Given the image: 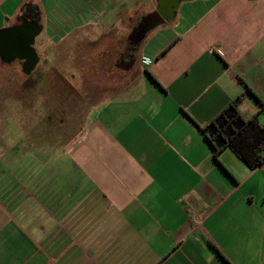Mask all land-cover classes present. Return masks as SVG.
<instances>
[{"label":"crops","instance_id":"crops-1","mask_svg":"<svg viewBox=\"0 0 264 264\" xmlns=\"http://www.w3.org/2000/svg\"><path fill=\"white\" fill-rule=\"evenodd\" d=\"M25 3L54 46L107 34L119 47L121 26L159 7L0 0V30L26 22ZM104 47H63L83 57L74 82L99 80L94 58L119 55ZM135 50L138 77L70 142L31 128L0 147V264H264V161L250 168L228 148L215 159L201 131L246 85L262 103L247 95L239 112L264 124V0H181Z\"/></svg>","mask_w":264,"mask_h":264},{"label":"rangeland","instance_id":"rangeland-1","mask_svg":"<svg viewBox=\"0 0 264 264\" xmlns=\"http://www.w3.org/2000/svg\"><path fill=\"white\" fill-rule=\"evenodd\" d=\"M139 23L124 25L121 28L128 27L132 31ZM143 23V29H146L145 21ZM43 37L44 33L36 37L34 47L38 52L39 61L30 73L23 72L21 63L17 61L0 60V65H3V68H0V147L9 143L8 140H15L12 144H16L17 140L22 143L16 134L20 131L23 135L24 131L27 132L31 128L51 135L37 137L41 143L51 139H62L61 143L70 142L95 105L121 94L140 73L136 50L126 48L127 39L125 42L121 41L117 47L114 42L107 41V34H103L94 41L91 37L87 41L73 40L68 45L54 46L42 42ZM54 40L56 41V38ZM103 45L105 50L110 49L108 45L112 49L115 47L119 55L108 58V51H105L98 58H94V69L99 72L98 81L94 76L96 72L93 76H84V81L80 83L74 82L78 80L77 68L83 63V57L79 54L72 57L63 56L61 51L67 48L92 49ZM61 65L64 66L63 71ZM88 65L91 68V64ZM49 66H53L52 69H49ZM117 68L123 70L116 72V83L110 82L115 75L114 69ZM16 112H19V118Z\"/></svg>","mask_w":264,"mask_h":264},{"label":"trees","instance_id":"trees-1","mask_svg":"<svg viewBox=\"0 0 264 264\" xmlns=\"http://www.w3.org/2000/svg\"><path fill=\"white\" fill-rule=\"evenodd\" d=\"M21 10L23 21L36 23L39 17V8L36 4L25 3ZM143 22L140 21L138 27L128 35L127 49L133 51L145 37L147 28L143 29L145 28ZM247 95H252L262 103L254 91L246 85L242 94L231 100L201 128V131L210 144L215 159L222 150L228 148L248 167L255 168L264 161V124L259 121L260 111L249 118H244L239 112V103Z\"/></svg>","mask_w":264,"mask_h":264},{"label":"water","instance_id":"water-1","mask_svg":"<svg viewBox=\"0 0 264 264\" xmlns=\"http://www.w3.org/2000/svg\"><path fill=\"white\" fill-rule=\"evenodd\" d=\"M180 1L158 0V10L147 15L144 19L147 31L170 17ZM39 31L40 27L31 21L0 30V57L7 59L16 57L24 60L22 70L25 73H30L38 62V55L32 44Z\"/></svg>","mask_w":264,"mask_h":264},{"label":"flooded vegetation","instance_id":"flooded-vegetation-1","mask_svg":"<svg viewBox=\"0 0 264 264\" xmlns=\"http://www.w3.org/2000/svg\"><path fill=\"white\" fill-rule=\"evenodd\" d=\"M2 60H7V58L6 57H2Z\"/></svg>","mask_w":264,"mask_h":264},{"label":"built area","instance_id":"built-area-1","mask_svg":"<svg viewBox=\"0 0 264 264\" xmlns=\"http://www.w3.org/2000/svg\"><path fill=\"white\" fill-rule=\"evenodd\" d=\"M195 219H196V220H198V218H197V217H196Z\"/></svg>","mask_w":264,"mask_h":264}]
</instances>
